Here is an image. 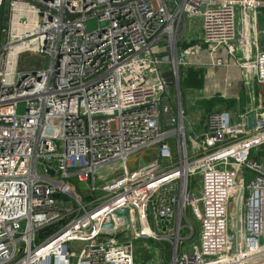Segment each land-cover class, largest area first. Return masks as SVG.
I'll return each instance as SVG.
<instances>
[{
  "label": "built area",
  "instance_id": "2783aa9c",
  "mask_svg": "<svg viewBox=\"0 0 264 264\" xmlns=\"http://www.w3.org/2000/svg\"><path fill=\"white\" fill-rule=\"evenodd\" d=\"M263 8L0 0V264H161L136 255L134 243L149 240L163 256L169 243V264H264V104L240 116L217 108L199 131L175 109L165 76L170 58L186 65L198 43L208 65L243 71L247 96L264 95L254 26ZM189 24L194 41L183 36ZM23 55L50 65L38 70ZM147 152L152 160L130 168ZM186 210L199 228L189 247L179 235ZM174 220L175 238L161 235Z\"/></svg>",
  "mask_w": 264,
  "mask_h": 264
},
{
  "label": "rangeland",
  "instance_id": "374dc122",
  "mask_svg": "<svg viewBox=\"0 0 264 264\" xmlns=\"http://www.w3.org/2000/svg\"><path fill=\"white\" fill-rule=\"evenodd\" d=\"M98 24L99 22L96 18L90 19L87 22L88 30H96L98 28ZM190 30L194 31L195 27L189 24L183 36L189 37ZM205 51L206 49L203 46L198 43H193L187 49L188 57L186 59V65L181 66L177 64L179 71H183V68L197 71L198 78L202 81V85L199 88L193 89V87H191L186 89L183 93L181 92L180 97L183 109L186 111V113L190 109L191 112L201 113L205 116V114L211 112L210 110L214 109L216 106L225 105L232 110L234 109V113H236L237 116H240L245 109V105L242 101V92H240L239 95H236L237 98L232 97L233 93L235 91H238L239 89L237 85H239L241 81L240 72L235 67L213 69L212 66L208 65ZM30 58L31 57H29V55H23L21 58V63L24 64L30 61V64L33 67L35 64H37L38 61L40 62L38 65V70L45 69L50 65V59L48 58L42 59L39 57H32V60H30ZM171 70H174V62L170 58L169 64L165 65V72H170ZM168 95H170L173 100L177 99L176 81L174 82V84H169ZM176 108L177 104H175V109ZM26 113L27 105L26 103L22 102L18 105V114L24 115ZM151 154L152 153L147 152L143 155L142 158H139L138 155L133 156V158H131L129 161L130 168L135 169L137 167L143 166L145 163H148L154 158ZM118 167V164H113L106 168L103 172L111 173L112 171H116ZM101 177L105 179V174H103ZM198 186L199 183L195 181V187L197 188ZM174 225H176L175 220L170 224V228H172V230L170 232H167V234H163L162 232H160L161 235H167L170 236L171 239H174ZM198 230V220L196 219V217H194L191 210H186L185 214L182 217V228L179 234L182 238L188 237L187 240L184 241V247H189L191 243L197 238ZM163 245L166 249V253L164 256L162 247L157 244L156 241L149 240L147 242H135L134 248L136 255L140 256L143 254H155L161 261V264H169V261L171 260L170 246L166 241L162 244V246Z\"/></svg>",
  "mask_w": 264,
  "mask_h": 264
},
{
  "label": "crops",
  "instance_id": "0c3cea01",
  "mask_svg": "<svg viewBox=\"0 0 264 264\" xmlns=\"http://www.w3.org/2000/svg\"><path fill=\"white\" fill-rule=\"evenodd\" d=\"M254 26H255V30L258 34V41L255 43L256 45V50L259 48L261 50H264V8L261 10L260 12V15L258 16V22H254ZM190 32V36L188 37L189 39H191L192 41H194L195 39V35L193 32L195 31H189ZM206 52V51H205ZM206 56H207V60H208V64H210V58H209V55L208 53L206 52ZM209 66H212V65H209ZM229 67H235L233 63H231L230 65L226 66V67H214L212 66L213 69H223V68H229ZM237 68V67H235ZM186 69V68H184ZM238 71L240 72L241 74V81H240V84L237 85V87H239L238 91H235L233 93V98H237L236 95H239L240 92H242V101L245 105V108H247L248 106H251V105H254V104H257V105H261L264 104V95L262 94L261 90H259L258 88L255 89L256 91V94H255V97H249L247 96L246 92H245V89H244V74H243V71L239 68H237ZM196 88H199V87H196ZM195 89V88H193ZM241 90V91H240ZM181 93V91H180ZM176 100V104H177V108H179L181 106L182 110L185 112V115L188 119V122L193 125V126H196L197 127V130H201L200 128L203 127V124H204V121H205V118H206V115H202L201 113H197V112H191L190 109L188 110V112L186 113V111L183 109L182 107V103H181V97H180V101L178 102V99H175ZM220 104H223V103H220ZM219 105V104H218ZM217 108H227L229 109L234 115H236L235 110L233 111L232 109H230L229 107H226L225 105H221V106H216L214 109L210 110L211 112ZM207 113V112H206ZM210 113V112H209ZM200 127V128H199Z\"/></svg>",
  "mask_w": 264,
  "mask_h": 264
},
{
  "label": "trees",
  "instance_id": "16d2710c",
  "mask_svg": "<svg viewBox=\"0 0 264 264\" xmlns=\"http://www.w3.org/2000/svg\"><path fill=\"white\" fill-rule=\"evenodd\" d=\"M166 79L169 83L174 84L175 77L172 71L165 74ZM202 85V81L198 78V72L192 69H184L180 71L179 87L180 91L183 93L188 88H196Z\"/></svg>",
  "mask_w": 264,
  "mask_h": 264
},
{
  "label": "water",
  "instance_id": "95a60500",
  "mask_svg": "<svg viewBox=\"0 0 264 264\" xmlns=\"http://www.w3.org/2000/svg\"><path fill=\"white\" fill-rule=\"evenodd\" d=\"M71 18V17H70ZM174 76H175V81H176V87H177V99L178 102L180 101V87H179V80H180V74H179V68L177 66V61H174ZM37 72H35L34 74H36ZM248 123H249V128L252 129L254 126V117L250 116L248 118ZM51 175H54V171L53 170H49Z\"/></svg>",
  "mask_w": 264,
  "mask_h": 264
},
{
  "label": "bare ground",
  "instance_id": "6f19581e",
  "mask_svg": "<svg viewBox=\"0 0 264 264\" xmlns=\"http://www.w3.org/2000/svg\"><path fill=\"white\" fill-rule=\"evenodd\" d=\"M198 216V215H197Z\"/></svg>",
  "mask_w": 264,
  "mask_h": 264
}]
</instances>
